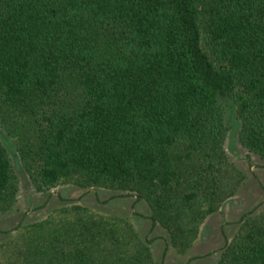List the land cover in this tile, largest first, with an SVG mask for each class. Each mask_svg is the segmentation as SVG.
<instances>
[{
  "label": "trees",
  "instance_id": "1",
  "mask_svg": "<svg viewBox=\"0 0 264 264\" xmlns=\"http://www.w3.org/2000/svg\"><path fill=\"white\" fill-rule=\"evenodd\" d=\"M264 160V0H0V124L38 191L131 192L175 252L245 180L223 100ZM18 177L0 137V212ZM8 264H158L124 217L63 204L2 245ZM215 264H264V204Z\"/></svg>",
  "mask_w": 264,
  "mask_h": 264
},
{
  "label": "rangeland",
  "instance_id": "2",
  "mask_svg": "<svg viewBox=\"0 0 264 264\" xmlns=\"http://www.w3.org/2000/svg\"><path fill=\"white\" fill-rule=\"evenodd\" d=\"M228 134L224 148L229 160L245 173V180L233 197L226 200L217 214L205 219L193 247L184 254L175 252L167 232L151 219L146 202L136 194L102 187L80 188L65 183L48 191H38L22 165L16 140L0 124V137L5 144L18 177L15 205L0 212V264H8L2 256V245L26 225L46 218L63 204H76L92 212L124 217L152 240L158 264H215L224 243L230 241L240 226L244 213L264 204V160L245 148L239 140L241 121L232 99L223 100Z\"/></svg>",
  "mask_w": 264,
  "mask_h": 264
}]
</instances>
